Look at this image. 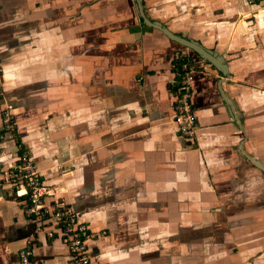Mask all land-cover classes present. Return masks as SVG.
<instances>
[{
	"label": "crops",
	"instance_id": "obj_1",
	"mask_svg": "<svg viewBox=\"0 0 264 264\" xmlns=\"http://www.w3.org/2000/svg\"><path fill=\"white\" fill-rule=\"evenodd\" d=\"M176 55L195 69L193 138L174 122ZM16 142L95 234L88 264H264V2L0 0V264L28 244L74 264L25 212Z\"/></svg>",
	"mask_w": 264,
	"mask_h": 264
},
{
	"label": "built area",
	"instance_id": "obj_2",
	"mask_svg": "<svg viewBox=\"0 0 264 264\" xmlns=\"http://www.w3.org/2000/svg\"><path fill=\"white\" fill-rule=\"evenodd\" d=\"M174 60L173 69L178 80L173 101L174 122L181 135L193 138L197 127L196 115L191 106V87L195 69L180 55H176ZM2 113L4 133L12 137L15 129L12 115L7 110ZM16 146L18 157L11 170V181L22 192L25 212L35 224L36 231H43L51 238L59 237L67 247L74 264H88L90 253L87 240L95 234L89 231L85 220L72 207L57 201L49 203L48 198L54 196L56 188L44 182L23 145L19 142ZM32 256V246L29 244L24 246L18 252V264H36Z\"/></svg>",
	"mask_w": 264,
	"mask_h": 264
},
{
	"label": "water",
	"instance_id": "obj_3",
	"mask_svg": "<svg viewBox=\"0 0 264 264\" xmlns=\"http://www.w3.org/2000/svg\"><path fill=\"white\" fill-rule=\"evenodd\" d=\"M143 21L147 24H150L151 26L161 30L169 39L189 48L192 49L195 53H197L199 56H201L204 60H207L209 62H211L214 66H216L217 68H219L220 70V60L216 59L214 57V55L211 53V51L206 50L204 48H202L200 46V44H198L195 41H192L190 39L178 36L174 33H172L170 30H168L166 27H164L162 24L158 23V22H150L148 19L145 18V16L143 14H141ZM223 71V70H222Z\"/></svg>",
	"mask_w": 264,
	"mask_h": 264
},
{
	"label": "trees",
	"instance_id": "obj_4",
	"mask_svg": "<svg viewBox=\"0 0 264 264\" xmlns=\"http://www.w3.org/2000/svg\"><path fill=\"white\" fill-rule=\"evenodd\" d=\"M4 130H2V132H3ZM16 143H19V142H16Z\"/></svg>",
	"mask_w": 264,
	"mask_h": 264
},
{
	"label": "flooded vegetation",
	"instance_id": "obj_5",
	"mask_svg": "<svg viewBox=\"0 0 264 264\" xmlns=\"http://www.w3.org/2000/svg\"><path fill=\"white\" fill-rule=\"evenodd\" d=\"M4 132V131H3Z\"/></svg>",
	"mask_w": 264,
	"mask_h": 264
},
{
	"label": "rangeland",
	"instance_id": "obj_6",
	"mask_svg": "<svg viewBox=\"0 0 264 264\" xmlns=\"http://www.w3.org/2000/svg\"><path fill=\"white\" fill-rule=\"evenodd\" d=\"M11 132V131H10Z\"/></svg>",
	"mask_w": 264,
	"mask_h": 264
}]
</instances>
